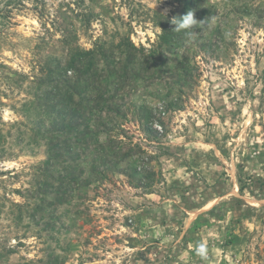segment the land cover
I'll return each mask as SVG.
<instances>
[{
  "label": "rangeland",
  "instance_id": "obj_1",
  "mask_svg": "<svg viewBox=\"0 0 264 264\" xmlns=\"http://www.w3.org/2000/svg\"><path fill=\"white\" fill-rule=\"evenodd\" d=\"M229 2L203 0L200 10L219 18ZM242 2L252 16L224 17V43L213 56L190 52L197 75L192 88H174V107L159 100L170 81L164 75L125 89L127 118L110 136L131 152L128 160L105 167L89 157L69 203L35 213L45 147L30 138L34 122L21 106L44 61L65 59L62 32L82 49L128 37L148 50L160 34L155 13L172 16L179 7L24 0L17 10L0 0V264L50 256L60 264H264V0ZM132 104L153 110L159 134L142 131ZM128 166L137 167L140 187L124 175Z\"/></svg>",
  "mask_w": 264,
  "mask_h": 264
},
{
  "label": "trees",
  "instance_id": "obj_2",
  "mask_svg": "<svg viewBox=\"0 0 264 264\" xmlns=\"http://www.w3.org/2000/svg\"><path fill=\"white\" fill-rule=\"evenodd\" d=\"M173 1L178 4L177 13L172 16L154 15L160 34L150 49L137 48L128 37L120 38L114 46L97 42L91 49H82L62 32L60 43L67 50L65 59H46L34 75L33 88L29 92L31 98L23 103L21 111L26 120L34 122L27 130L30 138L34 143L42 141L45 147V160L40 172L45 184L34 197L35 213L46 207L69 203L74 191L82 184L85 174L82 165L89 157L96 166L100 161L105 167L111 164L118 167L132 155L131 152L122 153L110 136L121 130L122 122L127 118L129 108L124 105L126 88L130 91L145 88L141 86L143 83L164 75L170 81L166 94L159 100L164 105L167 103L168 107H174L177 101L172 97L174 88L188 85L192 88L197 75L195 55H190V52L198 50L213 56L224 43L226 30L223 25L227 20L224 17L233 14L252 16L243 0H228L231 9L219 18H214L212 11L215 10H200L203 0ZM23 2L5 0L6 6L14 5L17 10L24 7ZM189 11L198 22H205L194 30V35L175 28ZM83 17L80 22H83ZM89 22L90 19L86 20ZM131 107L144 133L159 134L151 108L135 104ZM181 107L178 104L176 109ZM102 135L105 136L104 141L100 139ZM92 171L95 172L96 168ZM103 173L99 171L96 174ZM123 173L130 185L140 187V173L136 166L126 167ZM17 207L22 208L21 205ZM35 264L60 263L57 256H50Z\"/></svg>",
  "mask_w": 264,
  "mask_h": 264
},
{
  "label": "clouds",
  "instance_id": "obj_3",
  "mask_svg": "<svg viewBox=\"0 0 264 264\" xmlns=\"http://www.w3.org/2000/svg\"><path fill=\"white\" fill-rule=\"evenodd\" d=\"M205 24L204 21H197L193 12H187L175 25L176 30H186L189 35H194V30Z\"/></svg>",
  "mask_w": 264,
  "mask_h": 264
}]
</instances>
